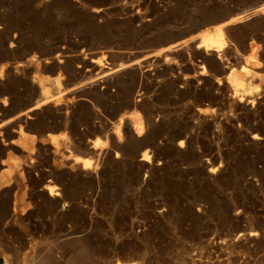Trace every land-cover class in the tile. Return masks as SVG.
<instances>
[{
  "label": "rangeland",
  "instance_id": "rangeland-1",
  "mask_svg": "<svg viewBox=\"0 0 264 264\" xmlns=\"http://www.w3.org/2000/svg\"><path fill=\"white\" fill-rule=\"evenodd\" d=\"M263 3L0 0L1 264H264Z\"/></svg>",
  "mask_w": 264,
  "mask_h": 264
},
{
  "label": "bare ground",
  "instance_id": "bare-ground-1",
  "mask_svg": "<svg viewBox=\"0 0 264 264\" xmlns=\"http://www.w3.org/2000/svg\"><path fill=\"white\" fill-rule=\"evenodd\" d=\"M263 8H264V3L259 5L258 7L250 9V11H251V13H254V12H257L258 10H261ZM246 15L244 14L240 17L238 16L236 20L228 21L224 24L219 25L214 32H209V33L204 34L198 41V44H197L198 48H203L207 54L211 50H215V51L220 52L221 50L226 48L228 45V40L224 35L225 26L231 22L242 20V18L245 17ZM213 33H215L216 35H213ZM241 69L243 70L242 72H237V71H235V69L230 70V72L228 73V80L233 87L234 96L243 99V97L247 96V95L253 96L254 92L256 90L255 89L256 87L251 85V83L247 82V79L250 78L252 69H247V68L244 69V67L243 68L241 67ZM115 71L116 70H114L108 74H111ZM36 107L37 106L33 107V109ZM76 161L82 162L80 160H76ZM86 167L87 166H84V168H86ZM84 257H85L84 253H79L78 257H77V263L78 264H84V260H85ZM35 264H47V263H45L43 260L37 259L35 261ZM104 264H113V262L104 263ZM116 264H123V263L117 262Z\"/></svg>",
  "mask_w": 264,
  "mask_h": 264
},
{
  "label": "crops",
  "instance_id": "crops-1",
  "mask_svg": "<svg viewBox=\"0 0 264 264\" xmlns=\"http://www.w3.org/2000/svg\"><path fill=\"white\" fill-rule=\"evenodd\" d=\"M2 259V257L0 256V260ZM0 264H1V261H0Z\"/></svg>",
  "mask_w": 264,
  "mask_h": 264
}]
</instances>
